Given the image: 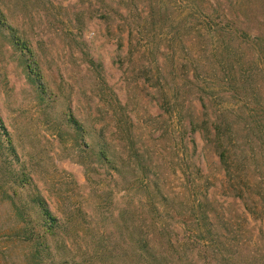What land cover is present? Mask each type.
I'll return each instance as SVG.
<instances>
[{
  "label": "rangeland",
  "instance_id": "374dc122",
  "mask_svg": "<svg viewBox=\"0 0 264 264\" xmlns=\"http://www.w3.org/2000/svg\"><path fill=\"white\" fill-rule=\"evenodd\" d=\"M178 1L185 3H129L128 18L138 31L134 41L143 42L139 47L127 40L128 28L119 16L122 0H0V119L5 128H0V264H28L30 247L18 235L23 224L16 215L18 205L10 197L16 191L20 204H28L30 182L50 211L67 225L62 237L69 242L68 255L76 259L74 264H79V248L89 244L79 227H102L110 249L113 240L120 242V228L121 238H127L125 213L129 216L131 208L138 205L144 184L136 178L134 186L127 185L132 180L129 176L118 177L93 154L117 147L128 155L124 127L116 126L126 115L134 122V135H141L156 151L154 158L163 181L168 186L175 182L177 155L183 149L181 133H190L191 127L186 131L173 114L164 112V102L176 105V115L182 110L181 117L188 124L196 121L201 111L199 95L191 89L176 100L167 96L176 74L172 64H185L188 73L195 67V54L184 48L189 36L175 21L182 12L176 6ZM233 1L221 0L222 6L228 7L227 15L239 12L232 10ZM240 1L245 10L246 0ZM206 14L214 23L221 18L213 6H207ZM170 19L174 20L168 22ZM180 36L183 45L175 46ZM213 43L208 39L201 43L204 59ZM241 47L243 55H249V46ZM242 63L249 66L250 62ZM161 65L166 70H161ZM217 78V74L211 76L212 81ZM260 85L264 94V79ZM240 106L244 113L252 110L249 101L240 102ZM80 125L85 133L79 136ZM151 131L155 135L149 138L146 134ZM193 136L204 175L200 188L208 192L219 217L228 222L225 236L219 240L233 246L230 264H264V259L255 256L264 255V221L249 214L250 203L228 189L224 171L214 153L205 148L201 132ZM238 136L244 138L245 131ZM236 146L247 150L240 158L241 191L248 199L264 201V137L257 135L252 151L240 138ZM124 156L120 155L125 160ZM11 172L13 182L8 181ZM244 173L254 177L248 175V179ZM249 181L257 187L252 189ZM14 183L26 188H16ZM136 211L140 213L142 207ZM31 221L36 222L35 215Z\"/></svg>",
  "mask_w": 264,
  "mask_h": 264
},
{
  "label": "trees",
  "instance_id": "16d2710c",
  "mask_svg": "<svg viewBox=\"0 0 264 264\" xmlns=\"http://www.w3.org/2000/svg\"><path fill=\"white\" fill-rule=\"evenodd\" d=\"M122 1L119 16L123 26L128 28L127 40L132 44L135 42L134 35L138 36V31L131 26L133 20L128 18V7L132 0ZM188 2L192 5H188ZM178 3L176 6L182 12L176 16L175 21L180 30L183 29L189 36L186 40L188 46L184 48L195 54V67L193 73H188L185 64H172L176 74L172 80L173 86L167 87V96L171 95L170 100H176L191 89L199 95L201 111L196 115V121L188 124L181 117L182 110L176 115V105L172 106L169 100L168 103L164 102L167 106L164 112L173 114L177 123L185 126L186 131L188 125L191 127L190 133L179 132L183 149L179 153L177 150L178 171L175 172V182H172L174 186H168L163 181L162 171L154 158L156 151L142 141L141 135L135 136L132 132L135 126L131 117L126 115L122 121L119 119L116 126L124 127L129 140L128 155L124 156L117 147L113 151L108 148L93 154L118 177L124 174L129 176L132 180L131 183L126 182L127 185L134 186L135 179L139 178L145 191L138 205L131 208L130 215L125 213V221L128 222L125 228L128 231L127 238H121L120 228V242L113 240L114 246L111 249L105 244L107 236L102 227H79L81 235L89 238V244L84 249L79 248V264H230L233 246H227L225 241L219 240V237L225 236L223 232L228 222L219 217L208 192L203 193L205 191L200 188L204 175L193 136L196 132H201L205 148H209L217 157L228 189L234 191L241 201L252 204L249 205V214L259 216L264 221L263 199H248L239 187L238 180L242 171L240 158L247 150L236 146L240 138L252 151V143L257 135L264 137V94L260 88V80L264 79V0H246V11L240 0H234L231 8L239 11L234 15H227L228 7L224 8L221 0H185V3ZM207 6L209 9L213 6L217 13H221L216 23L206 14ZM242 12L247 14L241 17L239 14ZM205 39L214 43L204 59L202 51H205L201 43ZM140 42L135 44L141 47L143 42ZM13 44L16 43L13 41ZM242 44L249 46V55H243ZM182 45L180 36L175 46ZM211 56L212 60L209 59ZM248 59L249 66L241 64L242 60ZM156 61L158 63L159 59ZM162 69H165L164 65H161ZM214 74L220 78L212 81L211 76ZM242 101L250 102V113L243 112L240 106ZM66 120H70V117ZM0 128L5 131L1 119ZM241 130L245 131L244 138L238 136ZM81 132L85 133L82 125L79 126V136ZM146 135L151 138L155 133L151 131ZM101 138L106 142L103 135ZM248 175L254 177V174ZM248 175L246 177L249 179ZM12 178L13 172L8 181L13 182ZM248 183L252 189L257 187L253 182ZM16 186L21 190L26 188L25 185ZM27 186L32 189V194L27 196L28 204H20L21 198L16 191L10 199L18 205L16 215L23 224L18 235L30 247L28 264H74L76 259L68 255L69 242L62 237L68 230L67 225L50 211L35 185L30 182ZM138 207H142L140 213L136 211ZM33 215L36 217L35 223L31 221ZM118 217L120 219V215ZM248 256L252 258L254 255ZM255 256L264 259V255Z\"/></svg>",
  "mask_w": 264,
  "mask_h": 264
}]
</instances>
